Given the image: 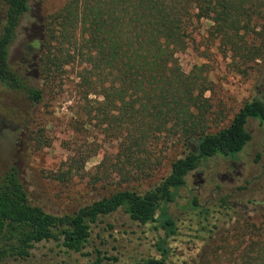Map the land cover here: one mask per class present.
Returning <instances> with one entry per match:
<instances>
[{"label": "trees", "instance_id": "obj_1", "mask_svg": "<svg viewBox=\"0 0 264 264\" xmlns=\"http://www.w3.org/2000/svg\"><path fill=\"white\" fill-rule=\"evenodd\" d=\"M29 3L0 0V84L37 104L44 91L9 60ZM201 21L209 22L205 40L236 72H250L251 63L264 60V0H67L46 16L40 77L56 86L65 68L74 69L67 126L83 140L64 142L69 155L51 179L64 185L77 179L81 190L73 200L79 203L61 214L47 212L30 201L18 171L8 170L0 178V264L26 262L36 245L49 241L80 253L93 225L119 209L164 234L155 243L159 259L133 264L167 263L166 240L177 234V225L166 207L186 176L208 158L241 153L251 139L248 120L264 123V102L257 98L225 125V115L205 97L207 65L182 70L177 54L193 41ZM92 129L99 144L88 141L97 138ZM36 139V149L50 144L47 137ZM187 144L192 147L183 153ZM99 154V164L87 171L88 160ZM101 189L108 195L94 198ZM219 203L227 208L226 197ZM191 207L201 218L198 230L211 236L216 225L204 224L209 210L196 198ZM194 264H264V209L235 222Z\"/></svg>", "mask_w": 264, "mask_h": 264}, {"label": "rangeland", "instance_id": "obj_2", "mask_svg": "<svg viewBox=\"0 0 264 264\" xmlns=\"http://www.w3.org/2000/svg\"><path fill=\"white\" fill-rule=\"evenodd\" d=\"M66 1L30 0L29 10L20 19L10 47L12 66L17 67L26 59L31 63L33 56H37L39 65L42 53L40 33H43L40 29H43L46 16L61 8ZM208 25L206 21L198 24L193 41L189 42L186 50L177 54V58L185 73L194 66L207 65L211 84L205 97L210 98L213 111L225 115L226 125L245 102L257 98L264 102V60L251 63L250 72H236L230 66V60L220 56L215 45L205 40ZM37 29L38 36L33 34ZM34 43L36 46L30 53L26 48ZM34 69L29 68L28 78L30 84L44 91L40 103L34 104L22 92L0 84V178L15 168L30 201L47 212L61 214L79 203L73 200V196L81 190L77 179L65 185L51 179L69 155L64 142L83 144V140L73 136L67 126L69 106L72 105L69 91L75 83V71L65 68L56 86H50L40 77L39 67L36 71ZM246 130L251 139L241 153L216 155L203 161L186 176L185 186L178 191L175 201L167 205L166 212L175 217L177 234L166 240L171 251L166 264L199 262L212 247L214 239L235 222L254 217L264 209V123L248 120ZM89 132L97 138L90 137L88 141L99 144L98 130ZM38 135L49 138L48 147L36 149ZM191 147L187 144L182 148L183 153ZM100 160L101 154L93 156L85 169L91 171ZM148 188L143 186L142 189ZM107 195L108 191L101 189V194L94 198ZM222 196H227V208L219 207ZM195 198L210 212L204 224L216 225L209 237L198 230L201 218H198V211L191 210L189 206ZM160 237L163 238L164 234L155 229V223L137 224L119 209L93 225L89 241L80 253H67L58 243L49 241L36 245L26 262L13 264H96L98 260L101 264H111L112 258L122 264H133L149 257L159 259L161 256L155 243Z\"/></svg>", "mask_w": 264, "mask_h": 264}, {"label": "flooded vegetation", "instance_id": "obj_3", "mask_svg": "<svg viewBox=\"0 0 264 264\" xmlns=\"http://www.w3.org/2000/svg\"><path fill=\"white\" fill-rule=\"evenodd\" d=\"M39 29H37V31L35 32H33V34H36L37 36H38V34H39V31H38ZM40 31L42 32L43 31V29H42V27H41V29H40ZM34 36V35H33ZM40 39H43V33H40ZM34 46H36V44L34 43V44H32V45H30L29 47H27L26 49L28 50V51H30V53H32L33 52V49H34ZM36 60H37V56H33V58H32V61L33 62H29V60L28 59H26V60H24L23 62H21L17 67H15V68H17L18 70H21L22 71V73L28 78V73H29V68H32V67H34V68H36V69H34L35 71L37 70V67H38V63L36 62ZM232 160H234L233 158H231ZM231 167H233V163L231 164ZM196 170V169H195ZM191 172H193V171H191ZM185 184H186V180H185ZM222 197H226V202H227V204H228V200H227V196H222ZM221 197V198H222ZM220 198V199H221ZM194 199H192V201H193ZM192 201L190 202V207H191V203H192ZM220 201V200H219ZM191 210H194L192 207H191ZM172 216V215H171ZM173 218H175L174 216H173ZM170 254H171V252H170Z\"/></svg>", "mask_w": 264, "mask_h": 264}]
</instances>
